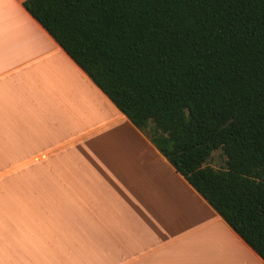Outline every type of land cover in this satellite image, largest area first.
Listing matches in <instances>:
<instances>
[{"label": "crops", "instance_id": "crops-1", "mask_svg": "<svg viewBox=\"0 0 264 264\" xmlns=\"http://www.w3.org/2000/svg\"><path fill=\"white\" fill-rule=\"evenodd\" d=\"M23 1L0 0V264H264Z\"/></svg>", "mask_w": 264, "mask_h": 264}, {"label": "trees", "instance_id": "trees-1", "mask_svg": "<svg viewBox=\"0 0 264 264\" xmlns=\"http://www.w3.org/2000/svg\"><path fill=\"white\" fill-rule=\"evenodd\" d=\"M23 6L264 261V0Z\"/></svg>", "mask_w": 264, "mask_h": 264}, {"label": "rangeland", "instance_id": "rangeland-1", "mask_svg": "<svg viewBox=\"0 0 264 264\" xmlns=\"http://www.w3.org/2000/svg\"><path fill=\"white\" fill-rule=\"evenodd\" d=\"M208 163L215 167V168H223L225 166V155L222 153L220 149L215 150L212 152ZM8 182H0V186H18L19 185V180L18 179H13L10 180V178L6 179ZM10 180V181H9Z\"/></svg>", "mask_w": 264, "mask_h": 264}]
</instances>
